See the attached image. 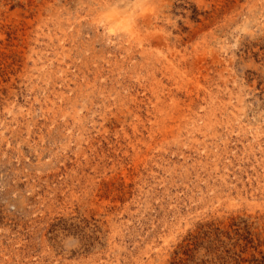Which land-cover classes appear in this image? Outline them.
Returning <instances> with one entry per match:
<instances>
[{
    "label": "rangeland",
    "instance_id": "374dc122",
    "mask_svg": "<svg viewBox=\"0 0 264 264\" xmlns=\"http://www.w3.org/2000/svg\"><path fill=\"white\" fill-rule=\"evenodd\" d=\"M0 264H264V0H0Z\"/></svg>",
    "mask_w": 264,
    "mask_h": 264
}]
</instances>
